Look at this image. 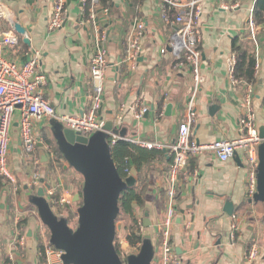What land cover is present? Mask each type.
Returning <instances> with one entry per match:
<instances>
[{
  "label": "crops",
  "instance_id": "crops-1",
  "mask_svg": "<svg viewBox=\"0 0 264 264\" xmlns=\"http://www.w3.org/2000/svg\"><path fill=\"white\" fill-rule=\"evenodd\" d=\"M254 3L255 0H201L202 80L195 100L196 120L191 127V139L197 144L232 140L240 134L245 89L232 87L229 78L233 57L231 47L232 41L248 28ZM113 6L109 15L102 9L96 11L95 17L100 18L91 23L83 17V0H66L63 27L52 32L48 25L54 0H0V9L8 14L0 21V39L14 32L11 20L26 26L31 45L24 44L19 35L22 38L20 52L6 51L5 54L19 65L38 58L39 72L47 79V86L43 88L45 99L59 115H79L88 109L92 93L91 59L100 36H106L104 45L108 50L109 68L100 115L105 121L122 118L119 127L126 129L127 138L138 145L157 143L164 146L162 150L155 149L162 151L164 158L153 163L154 168L147 171L151 192L160 200L161 189L167 188L166 169L172 163L171 152L167 157L164 150L171 151L177 142L180 126L186 121L193 79L188 72L177 73L173 69L174 58L168 44L175 27L162 18V0H145L139 11L141 18L131 15L130 0H113ZM139 21L145 25L142 40L144 53L137 69L128 70L129 75H122L130 37ZM163 49H168L166 54L162 53ZM259 49L262 68L257 77L253 104L261 128L264 127V48ZM162 97L165 100L162 113L158 115V102ZM140 102L148 106L150 112L148 117L145 115L136 120L134 111ZM169 104H172V111L167 116ZM214 105L219 109L212 116L210 109ZM19 116L17 111L10 128L9 165L20 190L17 193L10 189L0 192V264H40L38 245L41 223L28 197L38 190L33 187L34 173L45 169L51 174V159L55 155H51L41 143L32 157L26 154ZM49 122L42 119L34 125V135L45 143L46 140H54ZM36 158H39L41 166L35 163ZM188 170V177L180 180V194L176 202L178 215L171 230L176 252L189 264H245L248 239L251 236L263 237L264 243L260 205H250L245 196V166L241 168L233 160L221 162L213 153L206 152L198 158H191ZM50 178L48 181L44 179L54 189L55 182ZM76 194L80 193H75L72 201ZM226 201H231L236 210L235 240L230 237L233 217L223 212ZM75 207L77 210V205ZM136 211L142 220L149 212L153 239L157 238L156 231L166 214L162 203L151 205L145 212L139 207ZM19 232L27 235L24 249L18 248ZM258 264H264V250Z\"/></svg>",
  "mask_w": 264,
  "mask_h": 264
},
{
  "label": "built area",
  "instance_id": "built-area-1",
  "mask_svg": "<svg viewBox=\"0 0 264 264\" xmlns=\"http://www.w3.org/2000/svg\"><path fill=\"white\" fill-rule=\"evenodd\" d=\"M87 0H83L85 5ZM167 6L178 11L175 18L168 15ZM225 7V4L223 3ZM227 8V7H226ZM254 8V6H253ZM253 8L249 16V29L255 39L256 28L253 23ZM109 15V10H103ZM5 10L0 9V21L7 17ZM66 17V0H54L53 14L49 21V30L52 32L62 29ZM95 15H92L94 18ZM202 17L201 0H162V18L170 26L175 27L168 48L174 58L173 69L177 73L188 72L193 79L191 99L188 104L186 121L180 126L177 142L171 148L172 163L167 173V209L162 223L159 225L156 236L153 239L155 244V264H189L183 260L176 252V247L172 243L171 230L177 219L176 202L180 194V180L189 175L188 163L191 158H198L206 152L213 153L221 162L232 160L233 155L238 153L244 161L247 176L244 182L245 196L252 200L257 193L258 181V147L263 142L260 138L258 117L254 108L255 85L249 84L244 87L245 94L242 100L243 116L240 121V134L237 138L229 140L222 139L209 144H197L191 139V127L196 120L195 100L201 86V62H202V27L200 19ZM145 34V25L139 21L131 34L125 62L129 70L135 71L139 64V59L144 53L142 40ZM106 36H100L96 52L91 59L90 76L92 80V93L89 97L88 109L79 115H55L54 106L45 99L43 88L47 86V79L43 73L39 72L40 63L38 58H31L24 64H17L9 59L6 51L17 53L21 50L22 38L11 32L0 39V179L9 183L10 189L17 193L20 185L9 165L10 153V128L13 117L18 111L19 129L26 154L32 157L38 148L39 143L44 144L46 150L54 155V152L44 142L38 140L34 135V125L37 120L56 118L65 128L83 136H89L104 129L106 121L100 113L104 107L105 83L109 68L108 50L104 45ZM168 49H163L166 54ZM257 65L255 76L261 73L262 64L260 61V49L257 45ZM236 59L233 56L230 61L229 78L233 88H238L240 82L235 78L234 66ZM150 108L143 103H139L134 111L136 120H141ZM158 113V112H156ZM122 118L116 120L117 127L121 126ZM118 140L130 141L127 137L113 136L111 145ZM147 149H164L161 144L139 143ZM39 166V158L35 159ZM36 165V166H37ZM131 176V175H130ZM42 176L37 171L33 176V187L39 188ZM46 197L56 211L58 207H64L71 201L66 195L60 198L55 197V189L48 190ZM236 217L233 216L230 237L235 240L237 237ZM142 234L145 232L143 220H139ZM27 241L26 233L19 232L17 235L18 248L24 249ZM263 242L258 236H251L248 239L244 257L245 264H258L263 253ZM142 243L138 244V251ZM137 251V252H138ZM44 257L47 264H63L62 252L56 250L52 245L46 243Z\"/></svg>",
  "mask_w": 264,
  "mask_h": 264
},
{
  "label": "water",
  "instance_id": "water-1",
  "mask_svg": "<svg viewBox=\"0 0 264 264\" xmlns=\"http://www.w3.org/2000/svg\"><path fill=\"white\" fill-rule=\"evenodd\" d=\"M10 24L14 32L23 38L24 44L30 46L28 28L16 20H11ZM218 109V106H212L210 114L215 115ZM171 111L172 104H169L166 115L170 116ZM55 115L59 116L56 109ZM146 115L148 117L149 113ZM49 125L59 152L67 163L66 168H72L84 180L82 194H76L73 199L75 203L82 200L77 209L75 228L70 226L66 217L56 215L46 197V192L52 186L43 177L37 192L28 197L29 203L37 210L40 222L50 232V245L62 252L63 264H153L155 244L149 212L145 213L143 225L146 230L137 253L128 254L124 261L115 245L116 236L122 230V224L118 222L121 213L120 198L123 192L136 185L138 175L133 169L131 176L123 179L112 158L111 139L113 136L127 137L126 129L117 127L116 120L113 119L106 121L102 131L89 136L79 135L65 128L56 118L50 119ZM259 132L263 142L258 147V189L249 204H262L264 209V127ZM170 152L164 150L167 157ZM232 160L244 168L238 153L233 155ZM235 211L234 204L226 201L223 212L233 217Z\"/></svg>",
  "mask_w": 264,
  "mask_h": 264
},
{
  "label": "trees",
  "instance_id": "trees-1",
  "mask_svg": "<svg viewBox=\"0 0 264 264\" xmlns=\"http://www.w3.org/2000/svg\"><path fill=\"white\" fill-rule=\"evenodd\" d=\"M131 10L130 13L134 17L141 18L140 7L144 4L145 0H130ZM108 9L109 11L114 9L113 0H87L84 9L83 17L86 21L93 23L96 19L100 18L96 16L92 18V15L98 10ZM168 15L173 19L176 17L178 11L170 6H167ZM253 23L256 28L255 39L249 29V22L247 24L246 31L241 35L236 37L232 41L231 52L236 59V64L234 66L235 78L240 82L239 88H244L246 85L252 84L256 85L258 78L255 76V68L257 65V45L258 47L264 48V0H255L253 8ZM140 20V19H139ZM126 58V56H125ZM125 61V60H124ZM129 67L126 62L122 64L121 74L129 75ZM165 98L162 97L158 102V111L160 115L162 113L163 104ZM262 107L264 108V97L262 99ZM46 144L54 152L55 158L51 159L50 171H53L59 167L62 171L64 170V158L59 152L58 146L55 140H46ZM112 158L118 168V171L123 179L130 177L132 170L135 169L138 173L136 185L132 188L127 189L122 193L120 198V215H125L131 221V226L126 229L127 231V245L131 249H135L136 246L143 241V234L140 230L139 225V215L136 208L139 207L142 210L146 207V200L149 192L152 190L151 180L148 178V172L151 171L153 163L162 160L164 158L163 152L155 149L144 148L132 141L118 140L115 144L111 145ZM170 167V166H169ZM166 169V173L169 171ZM148 171V172H147ZM47 172V171H46ZM143 175H145L143 177ZM50 172H47L46 181L49 180ZM3 189H10L9 183L0 179V192ZM36 189V187H34ZM11 190V189H10ZM59 191L55 192V197L60 198L62 195ZM82 194V191H80ZM160 201L162 203L163 209H167V188L161 189L159 194ZM71 204H66L64 207H58L55 213L59 217H66L70 223L69 216L73 218L75 213L71 205L79 208L82 204V200L78 202H70ZM258 205V204H257ZM262 205V204H259ZM263 206V205H262ZM36 209V208H35ZM148 210V208H147ZM145 210V211H147ZM119 215V217H120ZM70 218V219H71ZM119 220V218H118ZM119 222V221H118ZM50 233V232H49ZM118 235L116 236L115 245L118 253L121 255L122 248L117 244ZM49 243L45 241L41 236H39V260L40 264H47V260L43 255L45 244ZM124 261L126 259L123 258ZM153 264H155L153 262Z\"/></svg>",
  "mask_w": 264,
  "mask_h": 264
},
{
  "label": "rangeland",
  "instance_id": "rangeland-1",
  "mask_svg": "<svg viewBox=\"0 0 264 264\" xmlns=\"http://www.w3.org/2000/svg\"><path fill=\"white\" fill-rule=\"evenodd\" d=\"M66 165L67 164L65 163L64 164V168H65ZM65 170L62 171L59 167H57V169H55V170H53V172H51L49 177H51L53 179V181L55 182V187H54L55 192L59 191L60 195H66L67 198L69 199V201H72L73 195L75 193H78V192L80 193V191H82V186H83L84 180H83L82 176L79 175L78 173H76L72 168L68 167ZM38 171H39V173H40V175L42 177L46 178L47 172H46L45 169H41V170H38ZM144 176L145 175H143V177ZM155 196H157V195L156 194L155 195L152 194L151 191L149 192V194L147 196V200H146V202H147L146 203V207L143 208V209L147 210V208L150 207L151 205H156L158 202H161L158 199V196H157V198H155ZM71 206L73 208V212L75 213V216L73 218H71L70 214H69V215H67V217L69 216V220H70L69 224H70V226L75 228L77 226V219H78L77 210H76L75 206H73V205H71ZM145 210H143V211L145 212ZM56 213H58V212H56ZM36 214H37V217H38V213H36ZM259 218L261 219L260 223L264 226V209H263L262 205H260V208H259ZM118 221L122 224V230L118 232L119 235H118V239H117V244L119 242V245L122 248L120 256H122V258H125L130 253H137L138 246H136L135 249H131L127 245V239H126L127 231H126V229H128L131 226V224H132L130 219L128 217H126L125 215L121 214ZM39 222H40V220H39ZM40 236L45 241H48V239L50 237L49 230L46 227H44L42 225V223H41ZM263 236H264V233H263ZM260 239L262 240L263 237H260Z\"/></svg>",
  "mask_w": 264,
  "mask_h": 264
}]
</instances>
